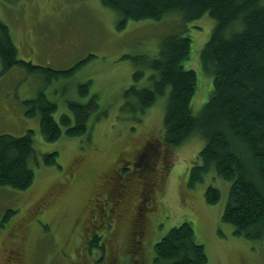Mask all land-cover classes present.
Listing matches in <instances>:
<instances>
[{"label": "rangeland", "instance_id": "1", "mask_svg": "<svg viewBox=\"0 0 264 264\" xmlns=\"http://www.w3.org/2000/svg\"><path fill=\"white\" fill-rule=\"evenodd\" d=\"M178 16L128 20L118 28L117 14L100 0H0V19L9 27L19 59L63 70L89 57L72 74L40 70L41 77L18 66L4 70L0 60V133L21 135L32 129L40 163L34 164L35 177L27 189L0 184V264H23L26 253L30 264H96L92 259L99 255L97 248L86 247V240L104 232L108 235L104 264L110 260L119 264L122 259V264H154V243L184 220L205 247L206 264H264V243L234 234L232 224L221 218L229 182L212 173H204L192 185L188 182L202 140L192 136L176 146L162 141L165 95L140 113L123 107V92L133 83L135 69L123 56L155 54L165 35L184 28ZM214 24L205 14L187 21L186 30L174 32L191 36L184 66L195 69L199 79L194 112L212 88L200 50ZM79 84L87 85L85 94L79 93ZM143 84L141 79L139 85ZM40 90L57 103L56 119L68 110L69 99L84 102L91 94L99 117L85 134L63 132L56 140H46L39 117L23 112V99ZM50 151L57 152L58 164L41 163L42 153ZM123 164L140 178L133 175L132 182L125 178L105 185L106 173ZM102 183L106 196L100 200L101 216L95 212L92 216L94 202L89 198ZM209 184L220 191L215 203L205 199ZM121 188L120 211L113 218H101ZM142 197L148 199L147 205L138 204ZM109 220L114 226L107 230Z\"/></svg>", "mask_w": 264, "mask_h": 264}, {"label": "trees", "instance_id": "2", "mask_svg": "<svg viewBox=\"0 0 264 264\" xmlns=\"http://www.w3.org/2000/svg\"><path fill=\"white\" fill-rule=\"evenodd\" d=\"M100 1L117 14L118 28L124 27L128 20H157L178 14L184 28L173 30L177 32L186 30L187 21L202 15L214 19L215 24L200 50L202 68L212 75V88L198 111L194 112L192 107L199 79L195 69L184 66L190 55L191 36L182 32L165 35L153 55L123 56L130 58L135 66L133 83L123 92V107L140 113L165 95L162 141L176 146L194 136L203 142L189 170L190 185L202 180L204 173L228 181L222 220L232 224L234 234L264 243V0ZM88 58L63 70L19 59L9 27L0 19V60L4 70L18 66L39 77L40 70L66 75L72 74ZM141 79H144L143 85H139ZM86 88L87 85L79 84V93L85 94ZM22 102L26 115L39 117L40 132L49 141L56 140L63 132L85 134L99 117L95 114L98 104L93 94L84 102L69 99L68 110L61 112L58 119L54 116L57 103L43 90ZM32 134V129L21 135L0 133L1 185L25 190L33 183L34 164L40 163ZM56 155V151L42 153L41 163L58 164ZM115 169L106 173L108 187L115 182L122 183L126 177L132 182L133 175L140 178L137 173H129V169H124L122 177H118ZM101 179L100 182L104 181ZM102 188L103 183L101 190L95 189L89 198L94 202L92 216L94 212L97 216L101 213L100 200L106 196ZM117 196L116 213L108 211L106 217L113 218L124 204L122 193L117 192ZM219 198V189L209 184L205 190L206 201L215 203ZM153 199L154 196L149 201ZM106 238L108 235L101 241L105 242ZM101 241L93 233L86 240V246L97 247ZM207 260L205 247L195 240L189 221L172 226L153 246L154 264H206ZM106 262L111 264V260Z\"/></svg>", "mask_w": 264, "mask_h": 264}, {"label": "flooded vegetation", "instance_id": "3", "mask_svg": "<svg viewBox=\"0 0 264 264\" xmlns=\"http://www.w3.org/2000/svg\"><path fill=\"white\" fill-rule=\"evenodd\" d=\"M141 153V152H140ZM140 153L138 154V155H140ZM138 157H136V159H137ZM135 159V160H136ZM132 164H134L135 163V161H133L132 160V162H131ZM122 167H124V168H122ZM126 164H123V166L122 165H118L117 167H116V169H115V171H116V175L118 176V177H122V175H123V173H122V171L124 170V169H126ZM130 171V172H129ZM129 173H131V172H134L133 171V169L132 168H130L129 169ZM125 175V174H124ZM127 178V177H126ZM128 180H130L129 178H128ZM120 193H122V190H120ZM141 195V194H140ZM123 196V195H122ZM117 202H119V200H116V202H114L113 203V207L111 206V208L109 207V209H108V211L109 212H113V213H116V206H117ZM138 204H145V205H147V198H145V199H141L140 201H139V203ZM107 218V217H106ZM106 225V224H105ZM113 227L114 225H112L111 223H110V221H108L107 222V225H106V229L108 230L109 229V227ZM110 230V229H109ZM99 236H101V239L104 237V235H107V233H101V234H98ZM101 241V240H100ZM87 247V246H86ZM91 247V246H90ZM97 249V252H98V254L99 255H97L96 257H95V259L93 260L92 259V262H97L96 264H104L105 263V255L107 254L106 253V250H107V246H106V243L105 242H103V241H101V242H99V244H98V246L96 247ZM29 256V254H27L26 253V255H25V257H24V259L26 260V262L25 263H23V264H30V258L28 257ZM122 262H123V259H122V261L121 262H119V264H122Z\"/></svg>", "mask_w": 264, "mask_h": 264}, {"label": "bare ground", "instance_id": "4", "mask_svg": "<svg viewBox=\"0 0 264 264\" xmlns=\"http://www.w3.org/2000/svg\"><path fill=\"white\" fill-rule=\"evenodd\" d=\"M185 221V220H184Z\"/></svg>", "mask_w": 264, "mask_h": 264}]
</instances>
